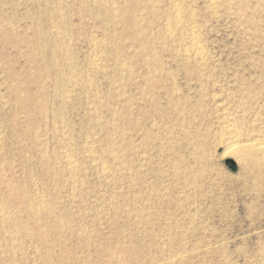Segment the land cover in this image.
I'll use <instances>...</instances> for the list:
<instances>
[{
  "label": "rangeland",
  "instance_id": "374dc122",
  "mask_svg": "<svg viewBox=\"0 0 264 264\" xmlns=\"http://www.w3.org/2000/svg\"><path fill=\"white\" fill-rule=\"evenodd\" d=\"M262 146L264 0H0V264H264Z\"/></svg>",
  "mask_w": 264,
  "mask_h": 264
},
{
  "label": "bare ground",
  "instance_id": "6f19581e",
  "mask_svg": "<svg viewBox=\"0 0 264 264\" xmlns=\"http://www.w3.org/2000/svg\"><path fill=\"white\" fill-rule=\"evenodd\" d=\"M108 1V0H107ZM101 3V2H100ZM200 52V51H199ZM258 147V146H257ZM260 147V146H259ZM260 150H261V152H262V155H259V156H257L256 157V162H259L260 160H262V158L264 159V146H262L261 148H260ZM70 159V158H69ZM74 162V161H73ZM72 165V164H71ZM73 167V166H72ZM1 209V208H0ZM2 210V209H1Z\"/></svg>",
  "mask_w": 264,
  "mask_h": 264
},
{
  "label": "water",
  "instance_id": "95a60500",
  "mask_svg": "<svg viewBox=\"0 0 264 264\" xmlns=\"http://www.w3.org/2000/svg\"><path fill=\"white\" fill-rule=\"evenodd\" d=\"M229 164L232 167V169L234 170L237 169V163L234 160H229Z\"/></svg>",
  "mask_w": 264,
  "mask_h": 264
}]
</instances>
